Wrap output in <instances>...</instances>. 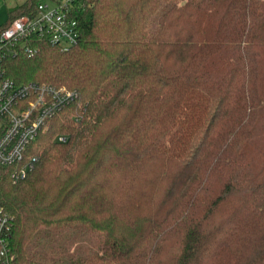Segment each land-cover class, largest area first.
<instances>
[{
	"label": "trees",
	"instance_id": "obj_1",
	"mask_svg": "<svg viewBox=\"0 0 264 264\" xmlns=\"http://www.w3.org/2000/svg\"><path fill=\"white\" fill-rule=\"evenodd\" d=\"M72 9L73 45L32 39L1 62L16 84L77 92L24 178L0 165L14 263L264 264V0Z\"/></svg>",
	"mask_w": 264,
	"mask_h": 264
},
{
	"label": "built area",
	"instance_id": "obj_2",
	"mask_svg": "<svg viewBox=\"0 0 264 264\" xmlns=\"http://www.w3.org/2000/svg\"><path fill=\"white\" fill-rule=\"evenodd\" d=\"M54 1L53 5L38 2L34 14L16 18L0 33V165L13 168V183L24 178L35 161L25 157L30 143L57 111L77 97L76 91L52 84H16L1 65L16 46L27 50L24 42L28 40L45 39L63 49L76 42L72 8L77 0ZM11 226L10 216L0 206V264H15L9 248Z\"/></svg>",
	"mask_w": 264,
	"mask_h": 264
},
{
	"label": "rangeland",
	"instance_id": "obj_3",
	"mask_svg": "<svg viewBox=\"0 0 264 264\" xmlns=\"http://www.w3.org/2000/svg\"><path fill=\"white\" fill-rule=\"evenodd\" d=\"M60 2H64L65 0H59ZM25 2V0H0V25L5 23L7 20V12L10 8L21 5ZM38 2H42L45 4L53 5L55 3L54 0H39Z\"/></svg>",
	"mask_w": 264,
	"mask_h": 264
}]
</instances>
